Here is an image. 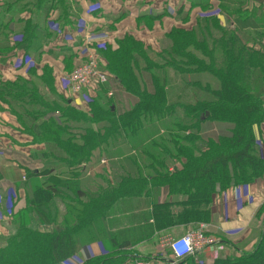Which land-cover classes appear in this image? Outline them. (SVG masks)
Masks as SVG:
<instances>
[{
    "label": "trees",
    "instance_id": "16d2710c",
    "mask_svg": "<svg viewBox=\"0 0 264 264\" xmlns=\"http://www.w3.org/2000/svg\"><path fill=\"white\" fill-rule=\"evenodd\" d=\"M242 1L220 0L221 7L230 10L223 13L226 21L239 14L234 11L243 13L231 23V33L219 31V41L206 34L210 31L203 17L198 20L199 33L173 30L168 35L171 47L160 55H152L130 37L116 43V48H105L109 78L102 87L114 91V101L101 91L90 101V113L66 102L65 106L61 102V107L43 102L31 85H1L0 98H8L12 111L24 119V130L44 144V151L32 160L44 169L39 173L36 167L30 175L25 204L30 202L29 212L44 215L54 229L40 232L36 223L28 227L26 211L14 213L10 224L15 231L0 245V264H62L96 240L95 222L100 225L98 234L107 238V247L102 248L103 254L82 264L149 262V258L140 260L128 252L150 238L160 225L156 218L161 213L171 219L197 213L209 217L213 194L247 186L264 175V153L255 135V128L264 120V54L255 57L247 46L262 39L264 48V19L258 20L263 7L247 14L251 4L236 5ZM54 7V3L48 6ZM200 48L206 49L207 57ZM252 56L263 68L258 75L252 69ZM200 63L211 71L210 85L217 84L218 89L203 85L201 80L190 81L188 74L199 71L196 66ZM169 66L174 67L172 78L167 77ZM12 90L19 96L10 101L7 93ZM55 110L59 119L49 117ZM204 111L211 122L227 126V135L201 138ZM92 161L99 165L93 173ZM61 167L72 169L69 174L73 178L66 186L58 177ZM87 176L90 181L85 185L82 181ZM160 189L167 197L173 196L172 201L157 203ZM177 193L185 198H178ZM55 197L67 199V212L62 216L57 215ZM261 212L264 204L257 216ZM262 217L250 253L214 264H264ZM142 234L143 239L137 241L135 237ZM175 264L194 262L186 259Z\"/></svg>",
    "mask_w": 264,
    "mask_h": 264
},
{
    "label": "crops",
    "instance_id": "0c3cea01",
    "mask_svg": "<svg viewBox=\"0 0 264 264\" xmlns=\"http://www.w3.org/2000/svg\"><path fill=\"white\" fill-rule=\"evenodd\" d=\"M187 1L55 0L54 2V0H0V31L2 32L0 34V77L5 76L0 86L3 83L12 85L18 82L25 84L24 86L31 85V91L43 102L60 106L61 102L63 103L62 97L65 96V92L57 91L56 73L59 69L53 66H65L64 68L69 72L77 61H80L77 48L82 41L76 28L80 18L84 19L86 27L94 31L102 28V26L110 28L117 25L124 30L137 22H187L191 9L203 8L206 3L210 6L221 7L222 5L220 0H189L190 5H187ZM94 2L99 3L100 8L93 14L87 13V6ZM50 3H54L55 7L49 9ZM191 4L193 7H190ZM224 11H228L227 7ZM185 15H187L186 20L180 21L179 19ZM115 18L117 20H113ZM168 31V29L165 30L163 34ZM161 35H159L157 43L152 46L158 47L162 38ZM131 36L134 38L132 34ZM134 40L137 41V39ZM113 45L115 44L113 43ZM25 58L32 59L33 64L27 68L14 67L16 60H21L24 63ZM24 89L25 87H23ZM12 91L7 93L8 97L13 96ZM17 96H19L18 93L13 97ZM7 99L0 98V152L2 153L0 155V192L5 196L6 191L11 190L15 202L11 214L15 213L14 216H16L18 212L25 211V199L29 198L30 194L28 188L31 181L30 175L35 174L36 167L39 168L36 164L32 165V160L44 151V145L41 139V144H39L37 138L29 131L24 130V119L18 117L16 111H12ZM63 105L65 106L64 103ZM261 125H264V120L255 128V135L256 139L260 140L261 149L264 153V130L261 133L258 130ZM94 162L90 163L91 173L99 168V165ZM43 169L44 167H40L39 173ZM70 170L72 169L68 170L61 167L57 171L60 173L58 177L62 182H65V186L68 179L73 178L69 174ZM89 179L88 176L86 179L83 178L82 183L87 185ZM75 180L77 182V179ZM242 193L245 203L239 210L235 206L233 189L220 191L212 196L210 224L213 225L210 227L216 228L225 236H235L243 232L255 219L256 213L264 203V175L252 184L242 187ZM8 198L11 199L9 195L5 196L6 201ZM166 198V194L160 197L159 190L156 197L157 203L163 202V199ZM54 203L58 216L67 212L66 197L65 199L55 197ZM7 208H11L8 203L0 204V245L3 244L4 237L12 232L13 227L5 215ZM29 218L33 222L34 220L39 222L37 228L40 232L48 233L54 229L53 224L49 223L50 221L40 213H37L36 216L31 212ZM149 223L154 222L149 220ZM175 230L157 228L148 240H141L132 249L129 248L131 249L129 250L130 256L140 260L156 258L159 256V253H156L158 243L165 238L164 236L169 237L172 234L179 237L190 232L187 231V228ZM143 237L144 234L135 237V239L139 241ZM216 246L223 247V244L217 243L205 249L203 258L207 264L227 254V251L216 249ZM88 252L93 257L101 255L99 244L90 242ZM132 252L136 253L132 254ZM86 255L89 257L88 253Z\"/></svg>",
    "mask_w": 264,
    "mask_h": 264
},
{
    "label": "rangeland",
    "instance_id": "374dc122",
    "mask_svg": "<svg viewBox=\"0 0 264 264\" xmlns=\"http://www.w3.org/2000/svg\"><path fill=\"white\" fill-rule=\"evenodd\" d=\"M212 1H215V0H212ZM54 2H55V0H54ZM188 2H190V1L189 0L187 1V5H190ZM94 3H97V2H94ZM97 4H99V3H97ZM244 4H247V5L251 4L250 7H248V11L246 12L247 14L254 13L255 10H257L259 8V6L263 7V9L261 8L262 9L261 10L262 16H260L258 20L264 19V0H243L242 2H236V5H238V6H240V5L244 6ZM71 5L74 6V4H72V3H71ZM190 7H193L192 4ZM239 9H240V7H239ZM224 10H225V8H223V7L221 8L220 6H210L209 4H207L203 8L191 9L187 22H180V23H177V22L176 23H174V22H159V21H157L155 23L137 22V23H133V26L128 27V29H124V30L119 28L118 25L116 27L112 26L110 28H107L106 26L105 27L102 26V28H98L95 31L86 27L87 30H89V32L93 33L91 35V39H92L91 44H92L93 49H94L93 50L94 54H95L94 56L97 60L96 72L100 75H103L106 79V83L108 82L109 75H108L107 71L105 70L106 64L104 62V58L106 57L105 48H108L109 50L112 49V47L116 46V43H118L119 41H122L124 38L130 37L132 39H137V42L139 43V45H141V47H143L145 50H148V52H150L152 55H154V54L160 55V53H162V51L164 49L166 50L167 48L171 47V42L169 41L168 35H170V33L173 30H180V31L185 32V33L186 32L199 33V29H200L201 25L199 24L198 20L203 18V17L208 20L207 29L210 31V33H207V31L205 30L206 34L209 37H211L212 39H214L215 41H219L220 38L217 35L219 33V31L221 33H231V30H229V29L233 28V25H231V23H234L236 21L237 17L240 16V13H243V11H240V10L234 11L233 13H239V14H233V17L232 18L230 17V20L232 22L231 21L228 22L225 20V17L223 15V12H225ZM227 10H229V9H227ZM176 16H177V14H176ZM80 20L84 21L83 18H80L79 21ZM84 23H85V21H84ZM258 26H259V24L254 26V27L259 28ZM167 29L169 31L166 34H163L164 31ZM211 30L215 31V33L212 32ZM89 32H87L86 35H89L90 34ZM121 33H123V35L120 36ZM261 33H262V31H261ZM131 34L134 36V38L131 36ZM159 35H161L162 38H161L160 42L158 43V47L152 46V45H155L157 43ZM135 37H137V38H135ZM193 37H197V36L195 35ZM188 38H189V36H188ZM113 43L115 45H113ZM262 43H263L262 39L248 43L247 46L252 48V55H255V57L261 56L262 54H264V48L261 47ZM189 47H191V45ZM114 48H116V47H114ZM177 49L181 52V50L179 48H175V51ZM215 49H217V48H215ZM200 52L204 55V57H207L206 49L200 48ZM176 53L180 54L177 51H176ZM151 54L149 55L150 58L153 57ZM208 54H209V56L212 55L211 52H209ZM255 57L252 56V59H253L252 60V69H253V72L258 75V74L263 72V68L261 67L262 65H260L261 63L258 60H256ZM29 61H31V62H29V64L25 65L26 68L33 64L32 59H29ZM53 67H57L59 69V70H57V68H56L57 73H58V76L56 73L57 91H60L61 93L66 91V92L71 94V96H67V93L65 92L66 93L65 96L62 97L63 102L67 101L66 103L68 105H71L72 107H77V108L82 109L83 111H85L87 113H90V108H89L90 101L96 99L98 97V93L102 91L104 93V96H106L107 99H111V103H113L114 100H112L113 99L112 94L114 93V91H112V90L105 91L104 87H102V84H100V86L93 87L92 90L84 91V93L86 95L83 97H82L81 93L77 94L74 90L70 89L67 86L65 79H67V78L71 79L72 77H74V74H76V73H82V74L88 73L89 75H91L93 77V79H97L96 75L91 74L93 71L91 66H85L84 64H82L81 61H77V63L73 66V68L69 72H68V70H66L64 68L65 66L62 67L60 65L59 66L55 65ZM196 67L199 68V71L195 72L194 74L193 73L188 74L190 76V78H189L190 81L201 80L203 82V85L211 86L214 89H218L217 84H212L213 86L210 85V82L212 81L211 76H210L211 71L209 72L208 70H206L205 69L206 66L203 63H200ZM21 70H23V68H21ZM167 70H168L167 77L172 78L174 67L169 66ZM4 78H5L4 75H2L0 77V83ZM7 84L10 85L9 83H7ZM167 87H168V90L171 89L170 85H167ZM86 88L89 89L92 87H86ZM15 94L16 93L12 91V95L15 96ZM13 96L10 98V101H13V98H16ZM122 98H124L123 95H122ZM86 99L89 100L88 103H86V101H84ZM124 100H125V98H124ZM10 105H12V103ZM111 106H113V105H111ZM58 115H59V112L55 110L52 114L49 115V117L50 118L54 117V119H59ZM155 116H157V115H155ZM46 118H45V120H46ZM169 118H170L169 121H172V118H174V116L172 115ZM200 118L202 120H204V123L200 127V135H201L202 139L206 140L209 137H216V135L218 136L221 134L227 135V133H228L227 126L224 124L211 122L208 119L209 113L207 111H204V113H202ZM258 130H259V133H261L262 130H264V125L263 126L261 125V128ZM37 140L39 141L38 143L41 144L40 139H37ZM169 163H171L170 165L173 164L174 166L177 164L176 162H169ZM32 165H35V163L33 162ZM240 187H243V186H240ZM161 191H162V193H161ZM165 194H166V191L160 189V197H163ZM7 195H9L11 197V200L9 198L7 201L5 200V196H7ZM176 195L178 197L180 195V193H177ZM5 196H4V194L2 195V193L0 192V204L4 205V203H6V204L8 203V205L11 207L9 209L8 208L6 209L7 213H5V215H6V218L9 219L8 221H12L13 214H11V213H12L15 206H14V200H13L14 198H12V192L10 189H8L6 191ZM212 196H211V200H210V205L212 202ZM166 197H167V195H166ZM171 197H173V196H171ZM171 197H167L166 199H163V201H167V200L172 201ZM180 197L185 198L182 195H180ZM30 204L31 203L29 202L28 204L24 205V209L27 212L28 217H29V214H31V212H29V210L31 209ZM262 204H264V203H262ZM235 206H236V209L239 210L238 209L239 207L236 204H235ZM173 209H178V208L173 207ZM32 210L34 211L33 208H32ZM257 214H258V212L255 215V219L248 225V227L243 232H241L240 234L235 235V236H225V235L221 234V232L219 230H217L216 228L210 227V225H213V224H210V220H211L210 219V213H209V217L205 213H203V214L197 213V214L186 215L182 219H180V218L171 219V217L161 213V215L159 217H157L156 220H161L160 225H158L157 228H164L165 230H169V231H172V230H175L178 228H187L188 229L187 231L200 230L203 233H205L207 236H209L212 239H214L215 241H217L218 244H223V247L216 246V249H223L221 251H227L226 252L227 254H225L222 257L215 259L212 263H209V264H214V262L216 260L226 259V258L229 259V258H232L233 256L239 257L241 255L248 254L253 250V248L255 247L256 241H257V235L260 232V229L262 227V223H260V224L257 223L259 217L263 216L262 218L264 221V212H261V215H259V216H257ZM36 216H37V213H36ZM35 223L39 224V222L37 220H34V222H33V220L30 219V223L28 224V227H31V228L35 227L34 226ZM41 225H43V223H41ZM12 226H13L12 227L13 230L11 229L12 232H10L9 234H13L15 231L13 224H12ZM99 226L100 225L98 223H96V222L94 223L96 240H94L93 243L99 244V249L101 252L100 254H103L102 248L107 247L106 245H104L106 243L107 238L106 237L101 238V236L98 234L97 230H98ZM164 237L166 238L167 236H164ZM169 237L170 238H176V237H178V235H172L171 234V236H169ZM2 243L4 244V241ZM3 244H1V246ZM214 245H216V244H214ZM158 246H159V243H158ZM158 246H157V252L156 253H159L161 251ZM211 248L214 249V247H211ZM87 253L89 254V257L86 255ZM128 253H130V252H128ZM133 253H136V252H132V254ZM203 254H204V252L199 255V259L204 264H207L206 260H204V258H203ZM75 257L77 258L79 264H82L85 259H88V258L90 259V257H93V256H91V254L88 252V246H86V247L82 248L79 255H77ZM132 264H139V263L134 262Z\"/></svg>",
    "mask_w": 264,
    "mask_h": 264
},
{
    "label": "built area",
    "instance_id": "2783aa9c",
    "mask_svg": "<svg viewBox=\"0 0 264 264\" xmlns=\"http://www.w3.org/2000/svg\"><path fill=\"white\" fill-rule=\"evenodd\" d=\"M100 8L99 4H93L89 5L86 8L87 13H92L97 11ZM78 34L81 37V45L77 48V55L79 56V60L84 64L85 66H91L92 67V75H96L97 79H93L91 75L82 74V73H76L74 74V77L65 79V82L67 83V86L74 90L77 94H82V97L86 94L84 91L92 90L95 86H100V84L104 85L106 83V79L103 75H100L96 72V66H97V60L95 58L94 49L91 44L92 39L91 35L93 33L89 32L86 28V24L84 21L80 20L78 22ZM89 32V35H86V33ZM29 58H25L24 63L21 62V60H16L14 62L15 68L25 67L26 64H29ZM86 87H92L87 89ZM66 92V91H64ZM67 96H71L70 93L66 92ZM65 93V94H66ZM86 103H88L89 100H84ZM0 155L2 153L0 152ZM173 171V169H171ZM170 170V171H171ZM233 195H234V201L235 204L239 207L238 209H241L244 205L243 200V193L241 187L233 188ZM10 199V198H9ZM8 200V199H7ZM11 200V199H10ZM218 242L212 239L211 237L207 236L205 233H203L200 230L187 232L182 236L176 237V238H163L159 242V249L161 250L159 252V256L156 258H152L149 262H142L139 261V264H169L171 263H177L184 261L185 259H191L193 260L194 264H202L201 261H199V255L205 251V249L211 245L217 244ZM142 262V263H141ZM79 264L76 257L71 258L70 260H67L63 262L62 264Z\"/></svg>",
    "mask_w": 264,
    "mask_h": 264
},
{
    "label": "bare ground",
    "instance_id": "6f19581e",
    "mask_svg": "<svg viewBox=\"0 0 264 264\" xmlns=\"http://www.w3.org/2000/svg\"><path fill=\"white\" fill-rule=\"evenodd\" d=\"M190 232H192V231H190ZM152 259V258H151Z\"/></svg>",
    "mask_w": 264,
    "mask_h": 264
}]
</instances>
